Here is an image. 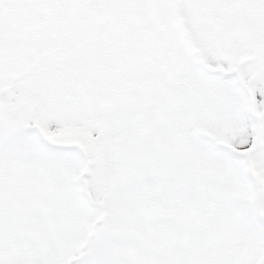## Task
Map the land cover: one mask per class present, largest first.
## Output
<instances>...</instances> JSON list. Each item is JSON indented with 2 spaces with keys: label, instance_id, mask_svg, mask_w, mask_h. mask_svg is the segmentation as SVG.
<instances>
[{
  "label": "snow or ice",
  "instance_id": "1",
  "mask_svg": "<svg viewBox=\"0 0 264 264\" xmlns=\"http://www.w3.org/2000/svg\"><path fill=\"white\" fill-rule=\"evenodd\" d=\"M0 35V264H264V0H31Z\"/></svg>",
  "mask_w": 264,
  "mask_h": 264
},
{
  "label": "rangeland",
  "instance_id": "2",
  "mask_svg": "<svg viewBox=\"0 0 264 264\" xmlns=\"http://www.w3.org/2000/svg\"><path fill=\"white\" fill-rule=\"evenodd\" d=\"M31 0H0V35H23L31 20Z\"/></svg>",
  "mask_w": 264,
  "mask_h": 264
}]
</instances>
